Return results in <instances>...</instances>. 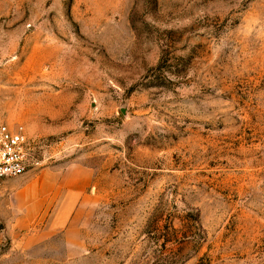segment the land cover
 <instances>
[{"label": "rangeland", "instance_id": "obj_1", "mask_svg": "<svg viewBox=\"0 0 264 264\" xmlns=\"http://www.w3.org/2000/svg\"><path fill=\"white\" fill-rule=\"evenodd\" d=\"M0 264H264V0H0Z\"/></svg>", "mask_w": 264, "mask_h": 264}, {"label": "built area", "instance_id": "obj_2", "mask_svg": "<svg viewBox=\"0 0 264 264\" xmlns=\"http://www.w3.org/2000/svg\"><path fill=\"white\" fill-rule=\"evenodd\" d=\"M29 139L0 120V188L9 179L27 174L33 167Z\"/></svg>", "mask_w": 264, "mask_h": 264}, {"label": "crops", "instance_id": "obj_3", "mask_svg": "<svg viewBox=\"0 0 264 264\" xmlns=\"http://www.w3.org/2000/svg\"><path fill=\"white\" fill-rule=\"evenodd\" d=\"M5 184V183H4Z\"/></svg>", "mask_w": 264, "mask_h": 264}]
</instances>
